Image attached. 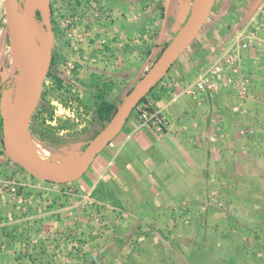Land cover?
<instances>
[{"label": "crops", "instance_id": "obj_1", "mask_svg": "<svg viewBox=\"0 0 264 264\" xmlns=\"http://www.w3.org/2000/svg\"><path fill=\"white\" fill-rule=\"evenodd\" d=\"M40 1L54 21L53 71L59 78L75 67L81 78L96 72L110 93L118 69L132 82L150 66L196 0ZM260 1L215 0L146 98L165 126L133 112L78 180L57 184L21 173L0 139V264H195L198 254L202 264H224L220 256L230 258L226 264L261 263L263 35L241 52V72L252 78L246 99L223 84L213 99L172 86L191 82L227 49ZM7 169L15 171L5 178Z\"/></svg>", "mask_w": 264, "mask_h": 264}, {"label": "water", "instance_id": "obj_2", "mask_svg": "<svg viewBox=\"0 0 264 264\" xmlns=\"http://www.w3.org/2000/svg\"><path fill=\"white\" fill-rule=\"evenodd\" d=\"M214 1L203 0L200 6L194 9L183 28L177 30L173 38L168 42V45L164 49L162 48L163 50L161 49L162 51L159 56L150 64L145 73L124 97L123 102L111 120L86 146L81 155L76 157L80 159L78 169L75 171H57L42 169L23 151V142L29 136L30 122L41 97L42 78L46 77L49 59L52 54L53 31L50 30L51 26L49 25L50 15L48 11L47 14L45 13L46 8L43 14H41L44 22L47 24V29L41 31L45 35L46 54L44 63L40 64L34 60L31 50L26 47L27 35L19 8V0H3L6 24L8 26L10 57L18 75V86L15 84L12 94L15 93L17 87L21 88L24 92L23 101L12 123L10 122V113L7 114L8 108L5 106L6 116L8 117L3 139L6 157L37 179L57 184L70 183L78 180L89 168L95 157L120 132L138 102L165 75L174 61L189 46L202 28ZM25 51L29 53L26 58H24Z\"/></svg>", "mask_w": 264, "mask_h": 264}, {"label": "rangeland", "instance_id": "obj_3", "mask_svg": "<svg viewBox=\"0 0 264 264\" xmlns=\"http://www.w3.org/2000/svg\"><path fill=\"white\" fill-rule=\"evenodd\" d=\"M44 5V1L41 3L40 0H19V8L27 35V40L25 42L26 47L29 49L31 48L30 50L32 52V56H34V60L40 64L44 63L45 60L46 40L44 33L41 32L34 24L32 16L35 10L44 11ZM71 65L74 66L75 64ZM74 70H76V67ZM74 70L69 74H64L62 72L64 75L61 74L62 78H60L62 80L61 89L55 86L51 79L46 77L42 78L40 99H42L43 103H45L53 112L54 120L50 121L45 116H40L37 108L32 116L33 123L35 125L37 124V127H39L38 125L48 127L51 132L57 133L58 136L64 140V142L56 147L49 146L34 138L31 133H29L28 141L26 143L27 146H23V150L30 153H28V155L34 157V154L40 153L41 158L45 162H49L53 165H58L72 160L70 158L76 159V157L80 156L84 150L83 146L91 139L93 132L99 128L98 123L94 121V109L96 105V99L94 96L97 95L101 89L106 87L104 86L105 78L102 76L95 77L96 72H92L94 76L90 73L88 75L87 72L84 77L81 78L78 76V72H75ZM91 70L93 71V68H91ZM118 71L120 73L112 80V82L115 83V88H113L110 93L106 92V98L116 103H118L119 99L125 94L123 92L128 87L134 85L141 75H143V73H140V76L131 82V78L123 77L125 74L121 73V69H118ZM57 72L54 71L55 75H58L56 74ZM7 79H14L15 84L18 85L17 71L12 64L10 57L8 26L6 24L4 2L3 0H0V81H5ZM95 80L97 82H95ZM90 81L91 83H89ZM130 82L132 84L129 86L128 84ZM12 99L14 104L15 93L8 97L5 101V106L8 108L7 114L11 113L10 109L12 107ZM31 160L38 162L34 158ZM7 162L11 167L21 171V173L25 172L18 164L10 161L9 159ZM6 171L7 174H3L5 178L9 174H14L15 170L7 169ZM193 258L195 259L192 260L193 263L202 264V262H200L199 254L193 255ZM223 259H225V261H223ZM219 260L221 262H225L224 264H226V260H228L229 263L231 262L229 257L225 258L220 256ZM260 262H263L264 264V257L259 259V263Z\"/></svg>", "mask_w": 264, "mask_h": 264}, {"label": "built area", "instance_id": "obj_4", "mask_svg": "<svg viewBox=\"0 0 264 264\" xmlns=\"http://www.w3.org/2000/svg\"><path fill=\"white\" fill-rule=\"evenodd\" d=\"M176 31L167 36L169 42ZM263 35L262 45L264 46V0L249 14L247 20L234 31V38L227 49L217 53L215 60L206 67H201L196 77L187 84L174 81L172 86L181 90V94L194 96L197 93H204L213 99L217 88L223 84L225 88L233 90L237 97L244 100L249 94V86L252 78L241 72V52L247 50L253 43L255 37ZM141 109L145 104H141ZM138 117L147 125L154 126L161 130L165 122L159 117V113L153 110H143ZM12 193L17 192V185L10 182Z\"/></svg>", "mask_w": 264, "mask_h": 264}, {"label": "trees", "instance_id": "obj_5", "mask_svg": "<svg viewBox=\"0 0 264 264\" xmlns=\"http://www.w3.org/2000/svg\"><path fill=\"white\" fill-rule=\"evenodd\" d=\"M50 22L49 25L51 26L50 30L55 32V29L52 28V25L54 24V21L51 19V16L49 17ZM33 21L38 27L40 31H45L47 29V24L44 22L43 17L40 13V11L35 10L33 14ZM168 45V43L163 47V49ZM162 49V50H163ZM161 50V51H162ZM160 51V52H161ZM160 52L156 56V58L159 56ZM155 58V59H156ZM154 59V60H155ZM56 67V57L54 53L51 54L50 59H49V64H48V71L46 73V78H49L52 80V82L57 86L59 89L62 88V80L55 75L53 69ZM148 69V68H147ZM146 69V70H147ZM145 70V71H146ZM143 72V74L145 73ZM142 76V75H141ZM161 80V78L158 80V82ZM158 82L150 88L148 93L138 102V104L134 107L133 112H137L138 115L141 114L143 110H149L150 107L148 103L146 102V98L149 94H151L154 90V88L157 86ZM105 88L101 89V91L95 95L96 99V105L94 109V121L98 123L99 128L95 130L91 136V139L86 142V144L83 146V149L86 148V146L96 137V135L106 126V124L111 120L115 112L117 111L118 107L120 104L123 102L124 97L130 92L132 87L123 95L122 98L119 99L118 103L110 101L109 99L106 98V92L107 90H111L112 86H107L105 84ZM15 88V80L14 79H7L5 81H0V139L3 145V139H4V134L6 130V125L8 122V117L6 116V108H5V100L10 97L13 93V90ZM145 108L141 109V104H146ZM12 106H13V99H12ZM12 108V107H11ZM11 111V109H10ZM38 114L40 116H45L48 120L53 121V112L47 107L45 103H43L42 99H40L37 107ZM131 113V114H132ZM37 124L35 125L33 123V119L30 123L29 127V132L31 135L38 139L39 141L43 142L44 144H47L49 146H58L64 142V140L58 136L57 133L51 132L48 127H42ZM4 149V145H3Z\"/></svg>", "mask_w": 264, "mask_h": 264}, {"label": "bare ground", "instance_id": "obj_6", "mask_svg": "<svg viewBox=\"0 0 264 264\" xmlns=\"http://www.w3.org/2000/svg\"><path fill=\"white\" fill-rule=\"evenodd\" d=\"M203 0H196L195 1V8H198L200 6V4L202 3ZM31 46V45H30ZM31 49V48H30ZM29 53H27L25 51L24 54V58H26V56H28ZM34 57V56H33ZM18 86V85H17ZM23 96H24V92L21 88L17 87V89L15 90V100H14V104L11 108V113H10V122L12 123L17 115V111L18 108L20 107L22 101H23ZM21 102V103H20ZM20 104V105H19ZM19 105V107H18ZM18 107V108H17ZM28 141V138L24 140L23 142V146L26 145ZM27 146V145H26ZM24 151V150H23ZM24 153L30 158H34L36 159L38 162H35L39 167H41L42 169L45 170H57V171H75L76 169H78L79 165H80V159L76 158V159H72L69 161H66L64 163L58 164V165H53L50 164L49 162H45L41 156L40 153H36L32 156L28 155V153L26 151H24ZM30 154V153H29ZM34 162V161H33Z\"/></svg>", "mask_w": 264, "mask_h": 264}]
</instances>
